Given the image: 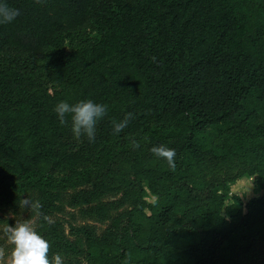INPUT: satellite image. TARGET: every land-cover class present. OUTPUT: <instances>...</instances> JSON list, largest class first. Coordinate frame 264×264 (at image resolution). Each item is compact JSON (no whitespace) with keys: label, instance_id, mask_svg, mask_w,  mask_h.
<instances>
[{"label":"trees","instance_id":"1","mask_svg":"<svg viewBox=\"0 0 264 264\" xmlns=\"http://www.w3.org/2000/svg\"><path fill=\"white\" fill-rule=\"evenodd\" d=\"M20 10L0 25V188L11 181L40 187L46 198L78 184L49 173L74 170L71 118L53 111L61 100L91 99L107 107L95 140L104 162H120L103 192L123 193L129 207L95 210L110 220L102 234L72 226L90 264H248L264 246V0H8ZM89 24L84 45L72 29ZM58 55L38 81L33 58ZM133 113L119 134L113 122ZM141 133L150 148L175 149V168L121 156L125 139ZM209 159L240 165L263 194L245 202L224 181L206 177ZM0 206L18 207L2 189ZM155 197L154 202L146 199ZM97 197V193H90ZM230 201V203H226ZM42 207L36 229L48 256L78 247ZM263 252V251H261Z\"/></svg>","mask_w":264,"mask_h":264},{"label":"rangeland","instance_id":"2","mask_svg":"<svg viewBox=\"0 0 264 264\" xmlns=\"http://www.w3.org/2000/svg\"><path fill=\"white\" fill-rule=\"evenodd\" d=\"M74 34V41L80 45H84L87 38H93L94 33L89 24L72 29ZM58 55L55 50H48L44 53L36 55L33 60L38 68V81H47V74L50 73L54 66V59ZM133 141L139 142L140 148L134 149L132 147ZM72 143L74 144L73 151H80L85 153V156L74 165V170L80 172L86 177V182L79 185V180L73 176L69 169H55L49 175L56 182H64L67 184H78L75 188H69L65 191H55L48 199L41 191L40 187H35L26 183L14 184L11 181L6 182L0 188L9 189L11 194L17 195L20 198L28 196L32 199H39L42 205L50 204V220L56 222L61 231L78 247V253L71 254L64 250H60L59 254L62 258V264H90L86 257L85 247L83 242L77 237L71 235V227L89 226L95 230L97 234H102L110 223V220L98 217L95 210L98 206L104 203H114L110 214L117 215L129 207V202L125 200L123 193L117 192H103L98 187L99 184L112 185V180L109 178V173L117 169L120 162H104L101 148L94 150L89 147L82 137L76 138L72 135ZM125 149L121 156L129 155L132 159L144 158L153 161V153L151 152L149 141L141 134H135L125 139ZM205 175L208 179L213 181H224L229 184L231 190L241 195L245 202L251 198L260 196L263 191L257 192L256 178L248 174H243L240 165L234 163H224L219 160L209 159ZM97 193V197H90V193ZM5 198V193L0 192V200ZM146 199L154 202L156 199L152 195H147ZM226 203H230L227 201ZM42 210V209H41ZM32 218L34 226L37 227L39 218H36L34 213L28 212L18 207L0 206V264H10V253L13 245L7 238L6 227L14 226L16 220ZM256 248L259 250V255L255 260L248 264H264V246L257 244ZM263 251V252H261ZM208 264H219L216 260Z\"/></svg>","mask_w":264,"mask_h":264},{"label":"clouds","instance_id":"3","mask_svg":"<svg viewBox=\"0 0 264 264\" xmlns=\"http://www.w3.org/2000/svg\"><path fill=\"white\" fill-rule=\"evenodd\" d=\"M20 14V10L11 6L8 0H0V25L13 22ZM53 111L61 124L66 122V116H70L71 132L76 138L83 135L92 142L95 140L96 125L106 115L107 107L91 99L81 100L74 104L61 100L54 106ZM132 118L133 113L129 112L119 122H113V134L119 135ZM132 147L136 149L141 145L139 142L133 141ZM151 152L155 156L165 159L170 169L175 168V149L160 144L153 146ZM17 205L20 210L24 209L34 213L36 218L48 220V217L41 211L43 205L39 199H32L27 194L19 198ZM6 233L8 240L13 245L10 264H62L59 254H55L52 259L49 258V242L36 229L32 218L16 220L14 226L7 224Z\"/></svg>","mask_w":264,"mask_h":264}]
</instances>
